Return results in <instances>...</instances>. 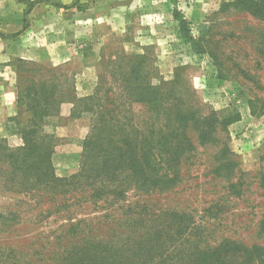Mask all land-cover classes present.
I'll return each mask as SVG.
<instances>
[{"label": "rangeland", "instance_id": "374dc122", "mask_svg": "<svg viewBox=\"0 0 264 264\" xmlns=\"http://www.w3.org/2000/svg\"><path fill=\"white\" fill-rule=\"evenodd\" d=\"M96 1L0 0V89L16 92L18 108L0 127V264H264V249L252 250L264 246V15L224 0L195 45L172 28L159 45L143 33L158 16L88 11ZM96 43L92 70L77 54ZM168 100L172 112L215 113L207 134L192 131L195 146L181 136L180 180H147L144 191L128 170L79 177L95 123L97 152L119 156L128 140L146 145L135 152L146 162L165 158L154 144L173 128ZM32 120L54 136L42 142L52 169L39 181L13 178L6 155L25 145Z\"/></svg>", "mask_w": 264, "mask_h": 264}, {"label": "trees", "instance_id": "16d2710c", "mask_svg": "<svg viewBox=\"0 0 264 264\" xmlns=\"http://www.w3.org/2000/svg\"><path fill=\"white\" fill-rule=\"evenodd\" d=\"M262 1L264 0H234V2H238L240 4H244L248 10H250L254 15L259 16L260 14L264 15V6ZM174 16L180 23V28L185 34L186 40L189 43H193L194 45L197 43L196 38L192 36L190 29L188 27V21L182 17L180 12L178 10H174ZM46 96V100H50V96ZM91 98H94L93 96ZM90 98V99H91ZM45 99V98H44ZM88 98H85L87 100ZM166 107V114L168 116V121L170 124H172L173 128L169 135L163 140V142H156L154 146L159 150L162 151V153L165 156V158H162V160H156V165L154 161H147L141 157V156H135V152L137 150L143 149L146 145H142L140 143L136 144L132 147L131 142L127 140V142L124 144L123 150L124 152H121L122 154H119V156H114L113 154H107L102 152H97L98 147V138L97 134L98 129L100 128L99 124H92V128L90 133L88 134L87 139L84 142V154L82 156V163H81V171L79 177H89L90 175H93L96 182L98 181V177L107 176L110 175L114 176L115 173H123L125 171H129L131 173L130 176L127 177V179L130 180L131 183L135 182V185L139 187L142 190H148L149 188V182L147 180L151 181V185H159L158 182L169 179L170 182L177 180H180L179 175V165L180 161L182 159V154L184 153V150L179 146L181 136H183L187 140H191L190 146H195L194 142L192 143V131H196L200 129L202 132L201 135L207 134L209 129V123L210 120L214 117V115L209 114H203L201 112V108L198 105L192 106V112L191 111H185L182 107L172 112L169 109V100L167 102ZM34 109H36V106H33ZM168 108V109H167ZM93 108H90V111H93ZM36 116L34 112V117ZM215 119L216 116H215ZM190 122H194L193 125L190 124ZM106 127V131H108V135H110L111 132V123L107 122L104 124ZM195 126V128L193 127ZM26 132L23 134L25 145L23 147H20L17 151H8L6 154L11 162L12 172L11 175L13 178H16L18 175H30L37 178L39 181V174L43 172V169L49 167L51 168V165L48 163L46 166V158L48 161L50 157V152L46 151L45 156L43 157L42 151L44 148V145L42 142H49L51 143L52 139L50 137H54L50 134H47L44 136V138L39 136L40 128L37 127L35 123H33V120L30 124L26 125ZM102 127V126H101ZM198 128V129H197ZM191 135V138H190ZM200 135V134H199ZM200 135V136H201ZM199 136V138H200ZM174 137V138H172ZM180 138V139H179ZM45 144V143H44ZM146 151L154 150V147L149 146ZM181 154V155H180ZM150 163H154L156 173H146L147 169H150L151 166H149ZM165 163H168V167L165 166ZM52 169V168H51ZM164 170L163 176L160 175V170ZM154 170V171H155ZM109 171L111 173L109 174ZM52 173V172H51ZM149 174V175H148ZM151 174H154L151 176ZM52 175V174H51ZM88 176V177H87ZM103 180V178H101ZM126 179V180H127ZM128 180L127 183L131 184ZM102 186L104 184L100 183ZM100 186V185H99ZM106 187V186H105ZM115 191L118 193H121L124 191V183L122 185H118L115 187ZM234 246L238 245V242L233 243ZM243 245V244H242ZM246 248L248 247L246 244L244 245ZM263 248L264 246H260L257 244H254L255 249ZM231 249H233V246L223 245L222 248L219 250L221 254H227ZM250 248L247 250H251ZM227 256L225 257L226 260ZM230 261H234V259H231ZM258 262V258L256 257H250L246 256L244 258V262L241 264H249Z\"/></svg>", "mask_w": 264, "mask_h": 264}, {"label": "crops", "instance_id": "0c3cea01", "mask_svg": "<svg viewBox=\"0 0 264 264\" xmlns=\"http://www.w3.org/2000/svg\"><path fill=\"white\" fill-rule=\"evenodd\" d=\"M222 1L224 0H97L95 3H92L90 5V10L88 11H92L93 13L100 11L98 5L101 4L104 6L103 10L106 13H101L100 15H109L123 10L132 12V14L136 18L140 15V13L148 11L149 17L151 19L155 18V16H158V20L154 19L153 22L143 24V28H145L143 33L151 37L150 39L146 37L145 40H149L150 43L155 42L160 45V42L163 41L165 43L166 41L164 36L160 35L161 33L163 34L166 29L172 28L174 34L177 35V32L179 33L178 36L183 33L180 28L179 21L174 16V10L177 9L182 17H184L188 21L191 34L194 36L195 33H199L207 27L209 23L208 17L214 14L215 11H218V9H220V4L222 3ZM144 5L146 6L145 8ZM157 8L159 9L157 10ZM169 17H171V19L173 20L170 25L168 22ZM85 19L86 16L84 20ZM81 25H87V22L83 21ZM164 43L163 46L168 45L167 42L166 44ZM167 51L168 50H165V53H163L165 58L161 61V64L166 63L167 61H165V59H168L167 57H170V54L168 56ZM101 53L102 46L96 43L85 47L84 52H81V54L78 53L77 56L79 57L80 64L82 62L83 67L92 66L91 69L93 70V67L96 68V66L98 65V61L102 56ZM96 69H94V71ZM1 96H3L4 98L5 96H7L10 99V102L5 105L0 104V127H2L3 124L8 123L9 118L15 116L18 113L16 92L9 88V86H5L2 90L0 89V97Z\"/></svg>", "mask_w": 264, "mask_h": 264}]
</instances>
